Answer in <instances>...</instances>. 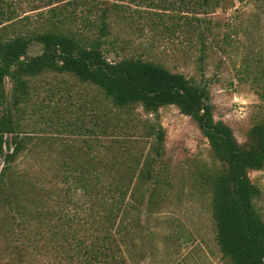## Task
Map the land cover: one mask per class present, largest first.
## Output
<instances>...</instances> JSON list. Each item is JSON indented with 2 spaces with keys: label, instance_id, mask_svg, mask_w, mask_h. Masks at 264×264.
<instances>
[{
  "label": "trees",
  "instance_id": "trees-1",
  "mask_svg": "<svg viewBox=\"0 0 264 264\" xmlns=\"http://www.w3.org/2000/svg\"><path fill=\"white\" fill-rule=\"evenodd\" d=\"M13 1L0 0V264H128L115 231L125 210L138 212L159 183L164 133L157 115L166 106L188 117L207 142L211 165L202 186L210 192L221 256L230 264H264V222L255 207L260 190L248 177L264 169V118L239 143L214 118L203 76L187 78L134 55L109 60L111 21L140 0H27L29 14L20 18L15 5L23 2ZM33 45L40 50L30 56ZM44 74L61 77L60 85L65 76L74 78L101 96L87 114L72 121L61 115L59 128L103 136L125 125L122 112L149 141L148 153L114 139L99 147L96 140L77 144L30 134L38 122L33 82ZM137 108L153 121L139 123Z\"/></svg>",
  "mask_w": 264,
  "mask_h": 264
},
{
  "label": "rangeland",
  "instance_id": "rangeland-1",
  "mask_svg": "<svg viewBox=\"0 0 264 264\" xmlns=\"http://www.w3.org/2000/svg\"><path fill=\"white\" fill-rule=\"evenodd\" d=\"M20 1L21 8L15 5L19 18L31 8L27 0ZM124 7L122 18L111 21L108 38L115 45L108 47L106 57L113 60L117 53L134 55L187 78L199 80L203 76L214 118L230 126L237 141L243 142L252 122L264 118V0H140ZM39 50L33 45L28 55ZM63 79L66 84L60 85L61 77L44 74L33 82L37 106L31 111L38 122L28 127L30 134L77 144L96 140L99 147L114 139L138 153H148L149 141L140 137L141 129L122 112L118 115L125 125L120 121L121 128L113 133L108 129L103 136L92 129L70 133L59 128L61 115L72 121L82 112L87 114L91 103L101 100L93 86L68 76ZM101 103V111L110 113ZM133 115L139 123L154 118L139 108ZM157 122L164 133L163 154L156 167L159 183L153 196H144L138 212L125 210L115 231L125 261L195 264L203 257L210 264H230L216 246L210 192L202 186V174L211 165L206 140L174 106L161 108ZM248 177L260 190L255 207L264 222V169L250 171Z\"/></svg>",
  "mask_w": 264,
  "mask_h": 264
}]
</instances>
